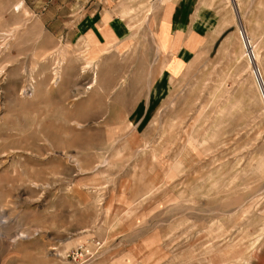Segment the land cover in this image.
Instances as JSON below:
<instances>
[{
    "label": "rangeland",
    "instance_id": "1",
    "mask_svg": "<svg viewBox=\"0 0 264 264\" xmlns=\"http://www.w3.org/2000/svg\"><path fill=\"white\" fill-rule=\"evenodd\" d=\"M258 70L264 0H0V264H264Z\"/></svg>",
    "mask_w": 264,
    "mask_h": 264
},
{
    "label": "built area",
    "instance_id": "2",
    "mask_svg": "<svg viewBox=\"0 0 264 264\" xmlns=\"http://www.w3.org/2000/svg\"><path fill=\"white\" fill-rule=\"evenodd\" d=\"M258 82L262 93L264 94V80L260 71L258 70ZM104 248V244L101 240H94L92 246L85 244L79 246L72 253L69 258L73 264H94L100 257Z\"/></svg>",
    "mask_w": 264,
    "mask_h": 264
},
{
    "label": "bare ground",
    "instance_id": "3",
    "mask_svg": "<svg viewBox=\"0 0 264 264\" xmlns=\"http://www.w3.org/2000/svg\"><path fill=\"white\" fill-rule=\"evenodd\" d=\"M85 60H86V59H85ZM90 61H91V60H90ZM88 62H89V61H88ZM91 65H92V63H88V64H87L88 67H90ZM56 75H58V74L56 73ZM76 123H77V122H76ZM79 123H80V122H79ZM77 125H81V124H77ZM81 126H82V125H81ZM77 160H78V159H77ZM78 162H79V161H78ZM79 164H80V163H79ZM79 164H78V165H79ZM79 167L81 168V164L79 165ZM27 236H28V235H26V237H27ZM0 238H1V235H0ZM2 238H3V237H2ZM23 238H25V236L20 237L21 240H22Z\"/></svg>",
    "mask_w": 264,
    "mask_h": 264
},
{
    "label": "crops",
    "instance_id": "4",
    "mask_svg": "<svg viewBox=\"0 0 264 264\" xmlns=\"http://www.w3.org/2000/svg\"><path fill=\"white\" fill-rule=\"evenodd\" d=\"M118 1V4L122 1V0H117Z\"/></svg>",
    "mask_w": 264,
    "mask_h": 264
}]
</instances>
